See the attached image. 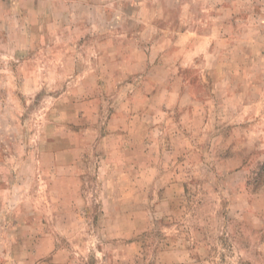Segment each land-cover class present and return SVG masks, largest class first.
<instances>
[{
  "label": "rangeland",
  "instance_id": "1",
  "mask_svg": "<svg viewBox=\"0 0 264 264\" xmlns=\"http://www.w3.org/2000/svg\"><path fill=\"white\" fill-rule=\"evenodd\" d=\"M0 264H264V0H0Z\"/></svg>",
  "mask_w": 264,
  "mask_h": 264
}]
</instances>
